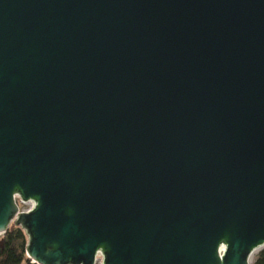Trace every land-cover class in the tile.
<instances>
[{
	"label": "water",
	"instance_id": "1",
	"mask_svg": "<svg viewBox=\"0 0 264 264\" xmlns=\"http://www.w3.org/2000/svg\"><path fill=\"white\" fill-rule=\"evenodd\" d=\"M11 225L34 264H254L264 0H0Z\"/></svg>",
	"mask_w": 264,
	"mask_h": 264
},
{
	"label": "trees",
	"instance_id": "2",
	"mask_svg": "<svg viewBox=\"0 0 264 264\" xmlns=\"http://www.w3.org/2000/svg\"><path fill=\"white\" fill-rule=\"evenodd\" d=\"M27 237L23 230L10 227L0 236V264H34L26 257ZM254 264H264V248L258 253Z\"/></svg>",
	"mask_w": 264,
	"mask_h": 264
},
{
	"label": "built area",
	"instance_id": "3",
	"mask_svg": "<svg viewBox=\"0 0 264 264\" xmlns=\"http://www.w3.org/2000/svg\"><path fill=\"white\" fill-rule=\"evenodd\" d=\"M16 202H17V205H18L19 212H22V213L29 212L32 209V207H33V203L31 201L22 202L19 199H16ZM20 206H24V208H21ZM97 262H98V264H100V260L99 259H98Z\"/></svg>",
	"mask_w": 264,
	"mask_h": 264
},
{
	"label": "rangeland",
	"instance_id": "4",
	"mask_svg": "<svg viewBox=\"0 0 264 264\" xmlns=\"http://www.w3.org/2000/svg\"><path fill=\"white\" fill-rule=\"evenodd\" d=\"M21 208H24V206H20ZM13 225H11L10 227H12ZM14 227V226H13ZM97 264H98V262H97Z\"/></svg>",
	"mask_w": 264,
	"mask_h": 264
},
{
	"label": "bare ground",
	"instance_id": "5",
	"mask_svg": "<svg viewBox=\"0 0 264 264\" xmlns=\"http://www.w3.org/2000/svg\"><path fill=\"white\" fill-rule=\"evenodd\" d=\"M254 255H256V253Z\"/></svg>",
	"mask_w": 264,
	"mask_h": 264
}]
</instances>
